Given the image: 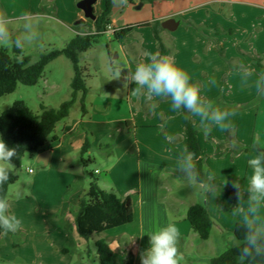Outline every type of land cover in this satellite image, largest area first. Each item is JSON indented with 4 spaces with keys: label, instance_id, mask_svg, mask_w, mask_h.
Segmentation results:
<instances>
[{
    "label": "crops",
    "instance_id": "1",
    "mask_svg": "<svg viewBox=\"0 0 264 264\" xmlns=\"http://www.w3.org/2000/svg\"><path fill=\"white\" fill-rule=\"evenodd\" d=\"M42 1L37 0L40 14L33 12L35 16L58 19L75 36L94 31V21L90 19L75 25L84 18V12L77 6L81 0H48L44 5ZM103 9V0H97L96 14ZM0 12L9 20L17 12L21 13L12 0H0ZM171 18L179 22L175 31L162 27ZM111 20L107 34L113 35L119 46L116 58L124 60L122 79L113 78L116 77L113 61V72L108 79L98 78L99 69L95 75L100 81L91 84L89 79L93 76L88 73L87 114L71 112L67 120L57 125L54 133L57 139L40 152L46 153L34 155L37 162L46 161V164L38 162L43 167L58 171L63 193L81 182L83 192H72L68 197L66 192L60 204L50 203L46 209L37 207V212L43 215L41 219H36L32 210L27 212L34 216L29 226L33 231V254L42 258L54 249L53 253L62 254L65 260L70 250L67 248L65 254L62 250L69 238L83 248H90L95 240L103 239L113 251L116 264H141L139 253L150 246L147 234L173 224L180 234L177 247L182 259L178 264H209V259L235 242V226L241 223L242 217L236 212L239 200L232 185L234 181L240 185L241 204L246 207L251 175L248 160L264 152V97L256 105L235 112L228 130L213 126L205 131L200 118L193 116L202 158L208 172L214 175L213 190L202 195L188 184L179 170V154L187 148L182 110L173 111L170 98L154 97L149 101L145 95L135 94L137 86L126 82L124 77L129 70H135L137 63L146 60L145 53L159 52L153 27L138 26L158 21L161 23L159 37L166 48L161 55L172 57L191 81L201 86L204 98L220 99L226 105L238 107L253 102L259 94L255 82L264 73L253 63V57L264 55V0H133L127 5L114 3ZM83 27L86 29L79 30ZM230 64L250 69L252 75L246 83L242 73L231 69ZM87 133L92 144L88 154L103 166L93 171L96 176L104 173L102 183L98 180L99 186L114 191L119 197L129 196L134 212L132 223L100 233L92 242L78 234L71 214V209L80 207L91 182L80 163ZM243 147L253 149L241 152ZM74 174H79L81 182ZM195 204L204 205L213 220L211 235L206 241L198 240L186 218L188 209ZM16 210L10 206L11 214ZM48 216L64 219L71 232L49 225ZM261 216L264 217V208ZM27 229L21 226L15 233L2 235L0 264L24 261L5 259L2 248L14 245V234L28 235Z\"/></svg>",
    "mask_w": 264,
    "mask_h": 264
},
{
    "label": "trees",
    "instance_id": "2",
    "mask_svg": "<svg viewBox=\"0 0 264 264\" xmlns=\"http://www.w3.org/2000/svg\"><path fill=\"white\" fill-rule=\"evenodd\" d=\"M133 2V0H128ZM104 9L94 20V31L91 33L78 34L70 40L64 48H51L40 55L38 61L33 62L29 56H26L24 50L13 46L12 53L8 49L0 47V99L14 93L19 84L26 86H36L43 78L46 67L60 57H66L73 65L74 77L71 82L72 97L63 102L59 108L41 107L40 114L34 113L28 105L22 101H16L11 107L0 112V135L9 147L17 149V155L12 160L11 166L14 170H9L8 180L0 185V197L6 198L9 187L19 180L17 170L26 154L36 155L44 150L51 141L57 138L54 133L57 125L70 117L71 109L77 101L81 103L83 116L87 114L86 99L89 94V88L86 84L85 69L80 65V58L93 48L99 40L108 33L111 25V15L114 6V0H103ZM154 29L155 38L159 46V53L164 54L165 46L159 37L161 23H143L138 25L149 26ZM79 28L75 26V29ZM253 63L263 69L264 55L253 57ZM231 69L237 70L247 67L230 64ZM264 93H259L257 98L251 102L238 106H229L220 99L214 100L216 106L227 109L232 112H239L256 105ZM184 118V132L187 137V149L195 154L196 167L200 172L202 179L206 178L204 169H207L201 154V147L197 137V128L191 113L181 109ZM252 147H243L241 152H249ZM92 150L91 135L87 133L85 143L80 152L81 163L87 169L90 162L89 151ZM88 156V160L85 159ZM208 170V169H207ZM91 182L87 193L80 200V207L77 210L71 209L74 216V223L78 234L86 241L94 240L95 236L105 231L125 226L133 222L134 212L131 198L119 197L114 191L103 190L99 184L96 174L93 171H86ZM190 222L192 230L197 236L206 241L210 238L213 228V220L206 207L202 204L191 206L186 215ZM61 223V222H59ZM63 224V223H62ZM241 223H237L234 230L235 242L220 255L209 259V264H240L238 259L239 249L235 246L237 241L243 243L244 231ZM64 226V224L62 225ZM66 230V227L64 228ZM69 231V228L67 230ZM4 233L0 229V239ZM99 264H116L113 251L108 243L103 239L95 240ZM63 253H68L64 248ZM247 264V262H245ZM254 264H264V258H257Z\"/></svg>",
    "mask_w": 264,
    "mask_h": 264
},
{
    "label": "clouds",
    "instance_id": "3",
    "mask_svg": "<svg viewBox=\"0 0 264 264\" xmlns=\"http://www.w3.org/2000/svg\"><path fill=\"white\" fill-rule=\"evenodd\" d=\"M119 5H127L128 0H114ZM10 20L0 12V44L14 46L23 49L26 44L35 43L39 39L37 22L31 17H25L23 31L13 37L9 31ZM146 60L136 64L135 70H129L124 77L126 82L134 83L135 94H143L151 101L154 97L170 98L173 111L185 110L200 118L205 131L215 126L221 130L231 127L230 118L234 112L221 109L214 101L207 100L201 95V86L192 82L189 74L178 67L174 59L159 52L145 53ZM115 75L120 77L124 70L118 60H114ZM242 73L244 82L252 73L246 68L238 69ZM214 84L215 81L213 80ZM257 93H264V73L260 74L255 82ZM155 105H153L154 107ZM17 155V149L9 147L0 138V185H3L9 176V168L12 160ZM179 170L184 174L188 184L198 189L202 195L213 190L214 175L204 169L206 178L202 179L195 163V154L185 148L178 157ZM251 175L247 187L246 207L241 204V188L237 182H233L239 204L236 212L241 215V228L244 231L243 243L239 241L236 247L239 249L238 259L240 264H254L257 258H264V217L261 209L264 208V152H260L248 160ZM21 220L10 213V205L6 198L0 197V229L4 233H15L21 228ZM149 247L139 253L141 264H178L179 231L173 224L159 228L147 234Z\"/></svg>",
    "mask_w": 264,
    "mask_h": 264
},
{
    "label": "rangeland",
    "instance_id": "4",
    "mask_svg": "<svg viewBox=\"0 0 264 264\" xmlns=\"http://www.w3.org/2000/svg\"><path fill=\"white\" fill-rule=\"evenodd\" d=\"M46 1L48 0H43L42 5H44ZM142 1L143 0H139V2ZM12 3L15 5V8L21 12L20 14L17 12V15H15L13 19H10L9 31L13 37L20 35L23 31V24L27 15H30L37 22L39 39L35 43L26 44L23 48L25 55L29 56L33 62L38 61L40 55L48 49L64 48L65 45L75 37V34L61 25L62 23H60L58 19L47 16L45 17L43 15L35 16L36 14H40L37 9V0H12ZM85 29L86 27H83L79 30ZM0 47L8 49L9 52L12 53L13 46H4L0 44ZM117 53H120V50L118 44L114 40V36L105 34L93 48L81 55L80 65L85 69L86 80L89 78L88 73H90L93 78L89 79V83L97 84L100 79H96L95 71H98L99 69L100 70L97 74L98 78L104 76L108 79L113 72L112 61L118 60L120 65L124 64L122 57H120V59L116 58ZM73 77L74 70L71 61L66 57H60L46 67L43 78L36 86L19 84L14 93L1 98L0 112L8 109L14 102L19 100L24 101L36 114H40L42 106L59 108L63 102L70 100L72 97L71 82ZM113 78L118 79L117 77ZM119 78L122 79V77ZM71 112L74 115L82 114L80 101L75 103ZM85 159L88 160V156H85ZM90 160L87 169L84 168L85 173L86 171L102 169L103 166L100 160L94 158H90ZM81 166L83 167L82 163ZM29 169L32 170L31 173L29 172ZM9 170H14V168L11 166ZM17 174L19 180L9 187L7 200L9 201L10 206L17 209L14 215L21 220V226H27V232L30 233L28 235L20 232L14 234V245L2 248V256H4L5 259L24 260L7 264H33L32 261L35 260V264H68L69 261L71 264H99L94 243H91L90 248L78 247L71 238H69L66 243L67 247L65 246L70 250V253L68 254L69 256H67L65 260L62 258V254L53 253L54 249L53 251L50 250L48 256H43L42 258L33 254V236L31 234L33 231L29 226L32 225V218L34 216L32 214V217L31 214H27V212L32 210L36 214L35 218L41 219L43 215L37 212V207L46 209V205H49L50 203L60 204L62 199L64 197L66 198V195L68 197L73 193L83 192V182L79 180V174L74 175H76L75 177H77V181L79 180L81 183H76L72 186L69 192L66 191V195H64L66 192L63 193V190H61V176H59L58 171L43 167V165L37 162L34 155H25L21 167L17 170ZM96 177L100 183H102L104 173ZM86 179L91 180L87 174ZM48 220L49 225L58 226L62 230H64L65 227L66 230H68L70 227L68 222H65L64 219L58 220L56 217L48 216ZM62 223L64 226H62ZM41 226L42 228L45 227L42 224ZM29 229L31 230L29 231ZM40 231L42 232L44 230L40 229ZM46 238L47 237H40V239ZM198 240L200 241L201 239L199 238ZM211 240L214 241L215 237Z\"/></svg>",
    "mask_w": 264,
    "mask_h": 264
},
{
    "label": "water",
    "instance_id": "5",
    "mask_svg": "<svg viewBox=\"0 0 264 264\" xmlns=\"http://www.w3.org/2000/svg\"><path fill=\"white\" fill-rule=\"evenodd\" d=\"M96 3H97V0H81L78 3V5H77L78 8H80L84 12V18L78 20L75 23V25H80V24L84 23L86 19H90L93 21L96 20V18H97V14L95 11ZM178 26H179V22L174 18L168 19V20L164 21L162 24V27L166 30H169V31H175L178 28ZM45 153L46 152L40 153L39 155H44ZM38 162L46 164V161L43 159H41V160L39 159Z\"/></svg>",
    "mask_w": 264,
    "mask_h": 264
},
{
    "label": "built area",
    "instance_id": "6",
    "mask_svg": "<svg viewBox=\"0 0 264 264\" xmlns=\"http://www.w3.org/2000/svg\"><path fill=\"white\" fill-rule=\"evenodd\" d=\"M112 31V30H111ZM114 31V30H113ZM29 172L31 173L32 172V170L31 169H29Z\"/></svg>",
    "mask_w": 264,
    "mask_h": 264
}]
</instances>
